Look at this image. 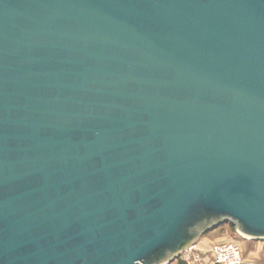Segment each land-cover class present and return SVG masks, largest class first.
<instances>
[{
	"label": "water",
	"instance_id": "obj_1",
	"mask_svg": "<svg viewBox=\"0 0 264 264\" xmlns=\"http://www.w3.org/2000/svg\"><path fill=\"white\" fill-rule=\"evenodd\" d=\"M264 241V0H0V264H172Z\"/></svg>",
	"mask_w": 264,
	"mask_h": 264
},
{
	"label": "built area",
	"instance_id": "obj_2",
	"mask_svg": "<svg viewBox=\"0 0 264 264\" xmlns=\"http://www.w3.org/2000/svg\"><path fill=\"white\" fill-rule=\"evenodd\" d=\"M206 254L210 255L213 264H255L245 258L241 245L235 241L216 243L208 252H200L193 247L185 253L187 258L184 260L188 264H203Z\"/></svg>",
	"mask_w": 264,
	"mask_h": 264
},
{
	"label": "rangeland",
	"instance_id": "obj_3",
	"mask_svg": "<svg viewBox=\"0 0 264 264\" xmlns=\"http://www.w3.org/2000/svg\"><path fill=\"white\" fill-rule=\"evenodd\" d=\"M206 237L207 238L213 237L214 238L213 240L216 239L218 242H222V241L238 242L241 245L244 256L248 261H251L255 264L257 263L264 264V241H255L244 238L240 236L234 228L228 225H224L219 229L210 232L209 234L202 237L201 240H203ZM180 258L185 259L187 258V255L183 254ZM208 258H210L209 254L203 256V264H212ZM172 264H176V262Z\"/></svg>",
	"mask_w": 264,
	"mask_h": 264
},
{
	"label": "crops",
	"instance_id": "obj_4",
	"mask_svg": "<svg viewBox=\"0 0 264 264\" xmlns=\"http://www.w3.org/2000/svg\"><path fill=\"white\" fill-rule=\"evenodd\" d=\"M214 238H204L200 242H198L197 246H195V249L199 250L200 252H208L216 243H221L218 242L216 239L213 240ZM225 242V241H222ZM207 257V256H206ZM209 261L211 262V258H208ZM212 263V262H211ZM213 264V263H212Z\"/></svg>",
	"mask_w": 264,
	"mask_h": 264
},
{
	"label": "trees",
	"instance_id": "obj_5",
	"mask_svg": "<svg viewBox=\"0 0 264 264\" xmlns=\"http://www.w3.org/2000/svg\"><path fill=\"white\" fill-rule=\"evenodd\" d=\"M224 226V225H223ZM228 226H230V225H228ZM222 227V226H221ZM230 227H232V226H230ZM233 228V227H232ZM219 229V228H218ZM176 262V264H188V262L187 261H185L183 258H179L178 260H176L175 261Z\"/></svg>",
	"mask_w": 264,
	"mask_h": 264
}]
</instances>
